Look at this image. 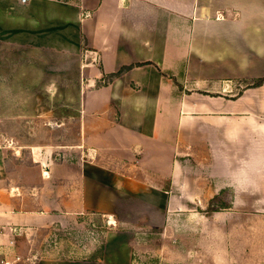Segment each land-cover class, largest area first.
<instances>
[{
  "label": "crops",
  "instance_id": "0c3cea01",
  "mask_svg": "<svg viewBox=\"0 0 264 264\" xmlns=\"http://www.w3.org/2000/svg\"><path fill=\"white\" fill-rule=\"evenodd\" d=\"M263 76L264 0H0V123L63 102L91 158L66 168L58 200L42 194L52 167L36 165L46 176L25 192L0 142V264H13L18 239L61 210L181 234L173 213L195 198H207L200 211L222 191L264 201V83L249 87ZM108 146L169 149L166 187L106 167L118 163L102 154ZM120 235L108 234L96 260L36 264H132Z\"/></svg>",
  "mask_w": 264,
  "mask_h": 264
},
{
  "label": "rangeland",
  "instance_id": "374dc122",
  "mask_svg": "<svg viewBox=\"0 0 264 264\" xmlns=\"http://www.w3.org/2000/svg\"><path fill=\"white\" fill-rule=\"evenodd\" d=\"M51 107L43 106L39 117L0 123V142L8 145L5 153L8 162L13 161L14 175L20 178L23 174L21 182L27 188L25 192L37 181L39 173L46 176L43 175L46 171L40 172L36 165L43 163L46 169L52 167V177L41 183L42 194L47 193V196L54 190L59 200L64 196L66 168H75L81 159L91 158L85 148L77 147L81 143L80 119L77 116L65 118L63 102H58L57 106L51 103ZM162 149L154 147L157 153L153 155L147 150L135 154L128 149L120 151L108 146L102 154L117 156L119 164L108 163L110 158L104 164L106 167L166 187L169 179L164 155L170 156L171 152ZM238 162L240 166L241 158L231 157V164L235 166ZM218 194H223L220 201L227 202V207L233 205L234 209L224 207L207 215L204 210ZM218 194L208 199V205L202 211L198 203L206 197L195 198L196 204H190V210L184 213L174 211L175 224L182 226L181 234H168L162 228L141 224H116L111 217L99 212L67 213L61 210L54 222L30 230L27 236L23 234V238L18 239V253H14L13 264H36L41 258L81 260L98 256L105 249L104 239L108 234L114 236L121 232L129 238L132 264H264V208L253 209L264 201L258 202L255 197H232L227 191ZM189 199L192 201L191 197ZM246 203L252 207L242 213V205ZM194 208L200 213H195ZM225 220L230 224L226 225Z\"/></svg>",
  "mask_w": 264,
  "mask_h": 264
},
{
  "label": "trees",
  "instance_id": "16d2710c",
  "mask_svg": "<svg viewBox=\"0 0 264 264\" xmlns=\"http://www.w3.org/2000/svg\"><path fill=\"white\" fill-rule=\"evenodd\" d=\"M61 1H65V0H61ZM129 67H123V68H121L118 72H116V73H114V74H112L111 75V77L112 76H114V75H118V74H120L123 70H125V69H128ZM264 83V76L263 77H261V78H258V79H256V80H254L253 82H251L250 84H249V87H251V86H259V85H262ZM223 196V194H218V195H216L213 199H211L210 200V203H209V205H208V207L204 210V212L208 215V213H212V212H214V211H216V210H218V209H221V208H224V207H227V205H228V203L227 202H222V201H220L221 199V197ZM87 213H96V212H87ZM101 215H103V214H101ZM160 231V230H159ZM104 238V237H103ZM100 256H101V254L100 255H98V256H94V257H89V259L90 260H96V259H98V258H100Z\"/></svg>",
  "mask_w": 264,
  "mask_h": 264
},
{
  "label": "built area",
  "instance_id": "2783aa9c",
  "mask_svg": "<svg viewBox=\"0 0 264 264\" xmlns=\"http://www.w3.org/2000/svg\"><path fill=\"white\" fill-rule=\"evenodd\" d=\"M22 2L26 1V0H21Z\"/></svg>",
  "mask_w": 264,
  "mask_h": 264
}]
</instances>
